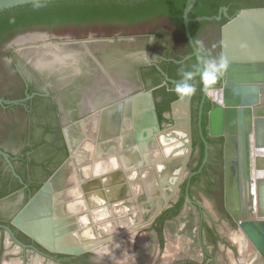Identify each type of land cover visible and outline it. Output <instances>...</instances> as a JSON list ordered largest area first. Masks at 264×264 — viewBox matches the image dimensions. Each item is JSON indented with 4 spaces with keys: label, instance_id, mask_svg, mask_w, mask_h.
Instances as JSON below:
<instances>
[{
    "label": "flooded vegetation",
    "instance_id": "af4514ba",
    "mask_svg": "<svg viewBox=\"0 0 264 264\" xmlns=\"http://www.w3.org/2000/svg\"><path fill=\"white\" fill-rule=\"evenodd\" d=\"M249 1L259 5L257 0ZM227 18L228 14H222L219 21L190 22L193 25H189V30L199 51L202 70L208 61L221 58L220 27ZM183 32L184 36L180 30L156 17L145 20L141 28L119 27L111 35L103 31L75 36L27 30L0 41V99L19 100L18 103L0 101V225L12 233L11 236L7 229L0 227V264H32L35 258L40 264H117L98 259L89 252L81 255L48 252L10 224L16 212L67 156L62 135L64 125L79 119L80 111H88L100 104L94 101L86 110L80 107L82 92L91 88L97 78L99 84L106 83L111 88L115 79L131 86L128 91L113 95L130 96L150 91L159 128L155 133L156 142L162 153L164 147L168 148V154L163 153L164 159L159 164L169 163L171 169H158L157 163L146 168L148 171L143 168L139 172L146 185L140 198L148 196L152 198L150 200L161 201V206L152 215L145 209L149 217L153 216L150 226L155 238L153 252L145 264H157L164 252L169 254V264L180 258L182 250L167 253L166 248L175 242L160 220L164 218L167 223L181 215H189L196 221L197 235L202 236L205 232L214 238L215 249L237 255L235 246L238 244L233 236L230 237L234 243L227 237L225 220L224 139L209 134L208 114L213 99L201 83L202 70L184 26ZM32 34L36 35L35 39L17 43L19 37ZM99 39L111 40L95 41ZM56 40L87 42L80 45L84 51L77 73L75 70L63 73L39 71L20 55V48L26 45ZM185 71L193 73L189 83L195 84L197 91L191 97L181 98L174 88L183 79ZM220 83L221 78L213 90L219 88ZM162 137L168 142H163ZM143 176L150 181L144 180ZM150 200L141 199V202L148 204ZM149 228L143 225L141 229L147 233ZM146 245L145 236L141 245L130 248L132 255L142 254ZM239 255L241 260L244 255L240 252ZM203 258L211 261L212 255L204 252ZM220 261L226 264L228 256L223 253ZM125 264L141 263L137 258H127Z\"/></svg>",
    "mask_w": 264,
    "mask_h": 264
},
{
    "label": "water",
    "instance_id": "95a60500",
    "mask_svg": "<svg viewBox=\"0 0 264 264\" xmlns=\"http://www.w3.org/2000/svg\"><path fill=\"white\" fill-rule=\"evenodd\" d=\"M37 1L51 0H0V11ZM195 1H185L182 19L186 37L202 70L189 23L219 21L222 14L227 15V9L222 6L215 15L190 18L188 14ZM257 2L264 5V0ZM35 38L33 34L25 35L19 37L17 43ZM86 43L85 40H56L26 45L19 52L39 71L63 73L75 70L77 73L84 51L80 45ZM220 48L221 57L226 61L220 76L221 101H211L208 129L210 136H222L224 139V208L233 221L225 217L227 237L236 238L238 227L250 246L246 264H264V175L255 179L251 176L252 168L264 171V154L251 155V144L257 149L264 148V6L241 8L228 16L220 27ZM35 51L50 54L54 63L35 65L32 61ZM251 75L255 77L251 78ZM130 88L121 81L118 93ZM90 89L82 92L80 103L86 100ZM94 101L100 104L88 111H80L79 119L64 125L62 135L67 156L10 220L14 228L51 253L81 255L89 252L98 256V252L112 246L118 247L121 253L128 247L134 248L138 244L136 235L143 226L137 206L141 199L150 200V197L137 198L130 204L134 208L114 216L112 222L120 223L124 218L133 220L127 226L118 224V230L110 233L99 229V219H92L91 211L96 209L94 207L102 208V205H114L116 202L121 207L126 205L124 200L130 197L126 175L129 172L138 174L141 169L153 167L164 159L156 142L155 133L159 128L150 91L130 96L115 94L99 101L91 100ZM115 186L124 187L123 193L107 196V190ZM94 194L102 197V204L91 203ZM163 195L167 199L164 192ZM81 217H86V221L83 222ZM160 223L165 228L164 218ZM0 227L7 229L12 236L6 226ZM87 230L94 236L83 237L82 233H87ZM130 236L133 242L131 246L124 244ZM198 239L201 243V260L191 264H220L216 260V253L221 256L223 252L215 249L214 238L204 232L202 236L198 235ZM226 246L230 247L227 243ZM235 247L238 252L234 257L241 264L239 247ZM204 252L212 255L211 261L203 258ZM167 260L171 259L161 257L157 264H169Z\"/></svg>",
    "mask_w": 264,
    "mask_h": 264
},
{
    "label": "trees",
    "instance_id": "16d2710c",
    "mask_svg": "<svg viewBox=\"0 0 264 264\" xmlns=\"http://www.w3.org/2000/svg\"><path fill=\"white\" fill-rule=\"evenodd\" d=\"M186 0H51L17 5L0 11V41L27 30H47L75 36L88 31L111 35L119 27L141 28L160 17L184 36L182 12ZM225 6L228 16L241 8L258 7L249 0H196L188 16L215 15ZM145 19V20H144ZM209 21H202L207 23ZM192 27L193 23L189 24Z\"/></svg>",
    "mask_w": 264,
    "mask_h": 264
},
{
    "label": "bare ground",
    "instance_id": "6f19581e",
    "mask_svg": "<svg viewBox=\"0 0 264 264\" xmlns=\"http://www.w3.org/2000/svg\"><path fill=\"white\" fill-rule=\"evenodd\" d=\"M27 53V52H26ZM32 61L35 65L37 66H47V65H52V63H54L51 59V55L48 54V53H44V52H33L32 53ZM251 72V71H250ZM252 74V73H250ZM251 78L255 77L253 75L250 76ZM98 79V78H97ZM95 79L94 81V84L93 86L91 87L90 89V92L87 94L86 96V100L83 101L82 103H80V107L82 110H86L87 108H89L93 103H91V100H101L102 99H105L107 97H110L112 96L114 93H118V89H119V83L121 81H118L115 79L114 81V85L111 87H108V85L105 83V84H99L98 80ZM99 85V86H98ZM105 85V86H104ZM221 93H222V90L221 88H217L215 90H212V91H208L207 94L214 100L216 101H221ZM91 109V108H90ZM89 109V110H90ZM176 144V143H174ZM173 144V145H174ZM168 147H171V146H168ZM161 149V148H160ZM163 153H166L168 151V148L167 147H164L163 149ZM255 153H258V154H264V148H254L253 147V144H251V155L253 156ZM168 154V153H167ZM178 155V154H177ZM174 156V155H173ZM174 158V157H173ZM172 158V159H173ZM171 159V158H170ZM175 159V158H174ZM164 162V161H163ZM160 163V162H159ZM158 163V169H168L172 166H170V164H166V165H161ZM156 168V167H155ZM157 169V170H158ZM147 170V169H146ZM145 171V170H144ZM143 173L145 174L146 172ZM148 171V170H147ZM160 172V171H159ZM158 172V173H159ZM152 173V172H151ZM150 173V175H151ZM157 173V174H158ZM133 173H130L129 175V178L130 180L133 182V184L136 186V189H135V198L133 197L134 195H130V197L124 202L126 205H124L123 207H121V205L119 206V209H109V210H106L104 207L103 208H96L94 209L93 211H91V218L96 220V219H99V221L97 222L98 223V226H99V229H101V231L105 230L107 233H110V232H114L115 230H118L117 227H118V224H122V225H129V223H131V221L133 220V218H124L120 223H117V222H112V219H114L116 215L120 214L121 212H127L130 210V208H134L135 206L134 205H131L128 209V204H131L133 202L136 201L137 198L140 197L141 193H143V190L145 188V184H143L144 182L142 181L143 178L140 177V174H136V175H132ZM143 174V175H144ZM147 174V173H146ZM153 174V173H152ZM177 174V173H176ZM149 175V174H148ZM264 175V171H255L253 168L251 170V176L253 179H255L256 177L258 176H263ZM169 176V175H168ZM139 177V179H138ZM144 177V176H143ZM146 177V175H145ZM144 177V180H149L150 179L148 178H145ZM150 177V176H148ZM153 177V176H152ZM163 177V176H162ZM155 180V179H154ZM164 180V179H163ZM157 181V180H156ZM166 181V180H164ZM148 182V181H147ZM151 182H152V179H151ZM155 183V182H154ZM157 183V182H156ZM162 183V182H161ZM160 183V184H161ZM163 184V183H162ZM161 184V185H162ZM165 184V183H164ZM159 186V185H158ZM155 187V186H154ZM163 187V186H162ZM160 188V187H159ZM147 189V188H146ZM162 189V188H161ZM145 191V190H144ZM157 191H160V190H157ZM147 192V191H146ZM145 192V194H146ZM161 193V192H160ZM154 197V196H153ZM152 199V198H151ZM147 201V200H146ZM148 205L149 207L151 208V215L154 213V211L156 209L159 208V206L161 205V201H158L157 200H150L148 201ZM139 208V207H138ZM141 209V208H139ZM143 209V208H142ZM83 222L86 221V217H81L80 218ZM103 219V220H101ZM80 220V221H81ZM97 221V220H96ZM99 229H96V231L98 232H101L99 231ZM83 234V237L85 236H88V237H92L94 235H92L91 231L90 230H87V233H82ZM98 234H101V233H98ZM82 237V236H81ZM241 237L237 232H236V238L234 237V240L237 242L238 246H239V250H240V253L241 255L243 256V254L245 253V248L246 246H244V243H242V239L239 238ZM144 238V237H143ZM233 240V239H232ZM235 242V243H236ZM124 244H127V245H132V239H131V236L130 237H127V240H125ZM246 244V243H245ZM177 247V246H176ZM169 248V247H168ZM243 249V250H242ZM118 247L116 246H112V247H109L107 248V250L105 251H102V252H98V256L96 258L98 259H101V258H109V259H112V260H116L118 263L122 264L127 258H125L126 256H123L121 252L118 251ZM174 250V249H173ZM249 250H250V246H249ZM172 252H175L172 251ZM169 255V254H168ZM114 262V261H113ZM115 263V262H114ZM129 263V262H128ZM32 264H40L39 262V259L35 258L34 260H32Z\"/></svg>",
    "mask_w": 264,
    "mask_h": 264
},
{
    "label": "rangeland",
    "instance_id": "374dc122",
    "mask_svg": "<svg viewBox=\"0 0 264 264\" xmlns=\"http://www.w3.org/2000/svg\"><path fill=\"white\" fill-rule=\"evenodd\" d=\"M262 6H264V5H262ZM162 141L165 142V143L168 142V140H166V139H164ZM130 173H133L132 175H136L134 172H129L126 175V178H127V181H128V185H129V188H130L128 193H129V195H134L133 197L135 198L136 186L133 184V182L129 178ZM138 174H140V173H138ZM136 177H137V175H136ZM138 179H139V177H138ZM124 189L125 188L122 187V186L121 187L120 186L119 187L115 186V187L109 188L106 193H107V196L120 195V194L123 193ZM90 201L93 204L94 203L102 204L103 199H102V197L99 194H94L93 197H92V200H90ZM124 201H126V200H124ZM120 205H121L120 203L116 202L114 205H110V204L108 206L106 204H105V206L102 205V208L104 207L106 210L119 209ZM130 206L131 205L128 204L127 209ZM99 207L100 206H97V207H94V208H99ZM137 207L141 208V209L138 208V210H140V219L139 220L142 221L143 225H146L147 227H150L149 231H147V233H144L143 229L138 231V234L136 235V239L138 240L137 241V243H138L137 246L141 245V243L145 239V236H146L147 245L145 247V251L142 254L137 252V253H135V256H134L131 253V251H132L130 249L131 247L130 248L128 247L122 253V255L126 256L125 258H130V259L131 258H137V262L138 263L145 264V261L147 259H149V257L151 256V253L153 252V248H154L153 246H154V243H155V238H154L153 234L151 233L152 232V228L150 226L151 225V219H152L153 216L149 217L146 214V212H145V209H146L149 212V214L151 213V211H150L151 208L149 207L148 204H146V203L142 204V202H140ZM225 217L229 221H232V219L230 218L229 214L226 213ZM195 222L192 220V218L189 215H181L180 217H178L177 220L169 221V222L166 223L165 228L168 229V231L170 232L169 233L170 234V238L175 242V244H173L172 246H169L168 249L166 248L167 253H170L171 251H174V250L176 252H177V250L178 251H180V250L183 251V253H182L183 255L181 253H179L181 256H178V257H180V258H178V260H172L173 263H171V264H191V262H200V260H201V243H200V241L198 239L197 230H196L197 226H196ZM236 231H238L240 233V230H239L238 227L236 228ZM240 236L241 237H239V238L242 239V241H243L242 243H244V246H246L245 253L243 254L244 257L240 260V263L241 264H246L247 260H248L247 257L249 255V253H248L249 245H248L247 239L245 238V236L242 233H240ZM230 241H231V243L233 242L231 237H230ZM136 249H135V252H136ZM142 249H144V248H142ZM228 250H229V248H228ZM173 253L174 252H172V254ZM223 253H225V255L228 256V264H230L232 262H233V264H238L236 259H235V257L233 256V254L231 252L228 254V253H226V251H224ZM163 256H164V258L166 260V259H168V258H166V256H169V255L165 254V252H164ZM163 256H162V258H163ZM240 257L241 256L239 255V259H240ZM216 260L221 262L220 261V253H216ZM167 261L171 262L169 260H167ZM226 264H227V262H226Z\"/></svg>",
    "mask_w": 264,
    "mask_h": 264
},
{
    "label": "clouds",
    "instance_id": "9594fccd",
    "mask_svg": "<svg viewBox=\"0 0 264 264\" xmlns=\"http://www.w3.org/2000/svg\"><path fill=\"white\" fill-rule=\"evenodd\" d=\"M152 39H154V37ZM200 47H203V44H201ZM225 67H226V61L222 57L218 59L210 60L204 66L201 72V83L206 91L213 90V86L219 80ZM182 75H183V79L176 84L174 91L181 98L191 97L197 91L196 85L189 83V81L192 80V73L185 71L182 73Z\"/></svg>",
    "mask_w": 264,
    "mask_h": 264
},
{
    "label": "crops",
    "instance_id": "0c3cea01",
    "mask_svg": "<svg viewBox=\"0 0 264 264\" xmlns=\"http://www.w3.org/2000/svg\"><path fill=\"white\" fill-rule=\"evenodd\" d=\"M248 253H249V252H248ZM249 256H250V253H249L248 257H249ZM248 257H247V258H248Z\"/></svg>",
    "mask_w": 264,
    "mask_h": 264
}]
</instances>
